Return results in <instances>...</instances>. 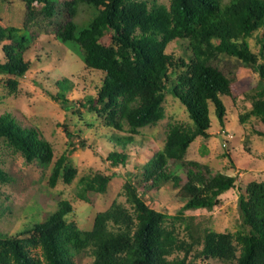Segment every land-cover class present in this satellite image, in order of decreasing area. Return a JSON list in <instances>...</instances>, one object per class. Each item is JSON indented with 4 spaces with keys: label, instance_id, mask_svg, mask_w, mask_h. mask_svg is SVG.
<instances>
[{
    "label": "trees",
    "instance_id": "16d2710c",
    "mask_svg": "<svg viewBox=\"0 0 264 264\" xmlns=\"http://www.w3.org/2000/svg\"><path fill=\"white\" fill-rule=\"evenodd\" d=\"M24 1L23 32L0 24V73L24 76L30 63L23 53L35 35L33 27L43 22L52 27L59 42L74 44L84 65L104 74L96 94L80 105L114 130L107 137L113 149L106 155L113 167L126 166L129 147L143 145L137 139L141 128L164 118L167 94L185 106L191 125L168 126L163 146L148 149L149 158L122 184L119 194L125 202L113 199L94 217L90 229L68 221L73 206L61 199L43 221L20 232L25 236L0 235V264H77L74 257L80 254L90 256L91 264H195L199 259L264 264V180L249 181L239 194L238 229L218 232L185 211L212 210L223 193L236 187V176L184 158L196 137L211 136L210 104L224 126L226 107L221 96H231L233 76L218 64L220 56L233 58L258 76L251 90L259 98L239 114V121L245 123L252 116L264 124V0H230L225 5L219 0H169L168 5L157 0ZM85 7L90 14L79 22L77 15ZM106 34L109 41L102 42ZM254 35L257 45H262L257 51L248 41ZM175 40L186 41L189 52L169 62L165 49ZM8 83L14 87L16 80ZM56 84L60 91L52 99L64 110H73L65 97L70 81L62 78ZM66 132L72 139L81 131ZM0 141L28 162L52 160L49 142L8 112L0 114ZM80 144L84 146L85 140ZM75 173L69 162L55 164L49 185L54 186L59 177L70 183ZM112 176L99 182L100 191ZM10 180L0 167V184ZM172 182L184 202L176 215L169 216L151 207L144 194ZM78 183L75 196L87 202L86 193L94 190L96 181L88 174Z\"/></svg>",
    "mask_w": 264,
    "mask_h": 264
},
{
    "label": "rangeland",
    "instance_id": "374dc122",
    "mask_svg": "<svg viewBox=\"0 0 264 264\" xmlns=\"http://www.w3.org/2000/svg\"><path fill=\"white\" fill-rule=\"evenodd\" d=\"M157 1L169 4V0ZM229 1L219 0V3L225 5ZM34 5L39 6L37 3ZM89 14L90 9L85 7L78 13L77 20L82 22ZM24 18V0H0L2 26L17 27L23 32ZM34 30L35 35L23 53L24 60L30 63L24 76L0 73V114L8 112L21 126L34 127L40 137L51 145L53 157L48 164L38 160L28 162L20 152H14L0 141V167L11 177L8 183L0 184V235L6 236H25L20 232L34 222L43 221L61 199L70 201L73 206L68 221L75 222L80 229H90L94 217L106 209L113 199L125 202L124 196L119 194L122 184L149 158L151 154L148 149L163 146L168 126L174 123L191 125L185 106L167 94L162 103L164 118L141 128L137 139L143 145L129 147L127 151L131 157L126 166L113 167L106 160V155L113 149V143L107 137L114 130L103 125L101 116L80 105L87 96L96 94L104 74L87 68L78 48L74 44L59 42L52 27L45 22L34 26ZM109 38V34H106L102 42L109 41ZM248 41L254 51L262 47L257 45L255 35ZM188 52L186 41L175 40L167 45L165 56L169 62H174L180 56H187ZM0 55H3L1 44ZM217 61L233 76L231 96H221L226 107L224 126L219 124L213 105L210 104L208 131L211 136L196 137L184 158L207 165L213 172L236 176V187L223 193L220 203L212 210H187L185 214L195 216L196 221L209 223L218 232H235L240 223L239 194L249 181L264 180V124L252 116L245 123L239 121V114L248 111L259 98L251 90L258 83L256 73L238 64L233 58L220 56ZM62 78L71 83L65 97L74 106L73 110H64L60 103L52 99V95L60 91L56 81ZM9 79L16 80L14 87L8 83ZM66 129H80L81 132L71 139ZM82 139L85 140L84 146L80 144ZM64 162H69L76 169L73 179L65 183L59 177L56 184L50 186L48 179L53 166ZM88 174L92 175L96 184L94 190L86 193L88 200L84 202L75 193L80 186V177ZM111 175L114 176L107 182L105 190L100 191L99 182ZM141 185L144 187L146 183ZM177 190L172 182L158 190L150 189L148 194L145 191L144 199L156 210L174 216L184 202ZM74 261L77 264H91L92 258L80 254L74 257ZM195 264L224 263L216 259H199Z\"/></svg>",
    "mask_w": 264,
    "mask_h": 264
}]
</instances>
